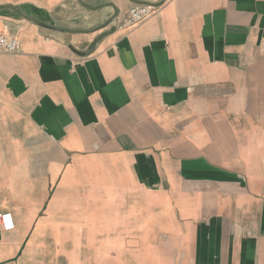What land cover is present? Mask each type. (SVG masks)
<instances>
[{
  "label": "crops",
  "instance_id": "0c3cea01",
  "mask_svg": "<svg viewBox=\"0 0 264 264\" xmlns=\"http://www.w3.org/2000/svg\"><path fill=\"white\" fill-rule=\"evenodd\" d=\"M0 32V264H264V0H0Z\"/></svg>",
  "mask_w": 264,
  "mask_h": 264
},
{
  "label": "built area",
  "instance_id": "2783aa9c",
  "mask_svg": "<svg viewBox=\"0 0 264 264\" xmlns=\"http://www.w3.org/2000/svg\"><path fill=\"white\" fill-rule=\"evenodd\" d=\"M155 13V7L149 5H136L128 10L125 16L117 24L118 31H129L144 23ZM21 52L20 41L13 37H7L0 32V54L16 55ZM0 228L4 232L14 229L11 214L0 213Z\"/></svg>",
  "mask_w": 264,
  "mask_h": 264
}]
</instances>
